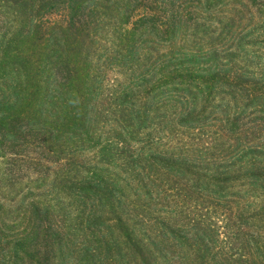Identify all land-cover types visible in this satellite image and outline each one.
<instances>
[{
	"label": "trees",
	"instance_id": "1",
	"mask_svg": "<svg viewBox=\"0 0 264 264\" xmlns=\"http://www.w3.org/2000/svg\"><path fill=\"white\" fill-rule=\"evenodd\" d=\"M24 1L0 3L19 14ZM60 1L67 23L37 25L33 38L41 40L31 59L23 56L32 85L25 108L0 101L11 111L0 113L1 148L4 138L14 145L29 132L54 137L62 171L77 166L81 208L114 223L129 264H169L157 257L169 251L184 264H264V0H224L213 20L195 23L161 19L166 10L156 8L135 18L138 8L102 0H44L34 12L42 16ZM101 31L115 42V65L130 66L117 88L90 66L89 42ZM74 129L80 132L70 136ZM63 134L80 147L63 148ZM75 155L86 162L75 164ZM241 193L252 200L241 204ZM162 196L184 206L157 226L151 214ZM214 205L225 218L221 228L198 214L201 207L217 212ZM193 211L195 231L174 222Z\"/></svg>",
	"mask_w": 264,
	"mask_h": 264
},
{
	"label": "rangeland",
	"instance_id": "2",
	"mask_svg": "<svg viewBox=\"0 0 264 264\" xmlns=\"http://www.w3.org/2000/svg\"><path fill=\"white\" fill-rule=\"evenodd\" d=\"M43 1L25 0L23 5L19 4L17 7L22 10L19 14L20 11H17L12 3L6 6L0 3V101H10L16 105L23 102V106L17 107L18 110L25 108L26 90L32 89V85L29 84L30 79L27 80L25 74L31 63L23 56H29L31 59L35 43L41 40L40 36L39 39L33 38V30L37 25L45 29L50 24L67 23L69 20L67 4L64 1H60L57 9L38 16L34 8H38ZM222 1L224 0H102L100 2L104 7L114 9L128 6H131L130 9L138 8L135 18L138 17L137 13L144 14L147 9L149 11L156 8L166 10L165 13L162 12L161 19L171 22L187 20L189 23H195L205 20V17L208 21L213 20V14L223 6ZM231 3L236 5L240 2L231 0ZM211 9H213L211 13L206 11ZM244 12H247V8ZM85 18L86 21L94 20L91 16ZM33 19L37 23H33ZM101 22L105 23L106 20ZM109 32L96 33L94 39L89 42L88 47L92 56L94 55L90 66L99 79H102L103 84L117 88L122 82L130 79L128 77L130 66L115 65L116 61L113 57L116 53L115 42ZM156 39L154 36L151 38L152 41ZM49 51L53 49L50 48ZM65 69L64 67V72ZM15 109L14 107L12 111ZM3 110L7 114L11 112L9 108L0 107V113ZM10 116L15 118L14 114ZM3 118L5 117L0 116V121ZM16 122H20L17 124L21 126L22 121H19V118L13 123ZM60 127L66 132L69 131L64 125ZM79 132L74 129L70 136ZM181 135L187 137L184 132ZM34 136V133L29 132L28 136L17 139L14 145L4 138V147L1 148L0 145V264H129L127 247L123 244L119 245L116 241L120 237L117 229L113 228L114 223L105 225L101 220L93 218L95 216H91L95 214L81 208L80 196L74 185L79 182L77 166L73 169V165H65L64 167L67 166L69 169L71 167V170L62 171V166L57 164L56 154L53 153L57 151L59 154L60 149L53 144L54 137L48 138L47 133L43 132ZM32 137L36 139L35 145L29 143ZM63 139L65 140L63 148H66V143L71 141V138L63 134ZM70 144L74 150L80 147L75 139ZM74 150H68L67 153L71 154ZM76 155L73 158L75 164L86 162L83 157ZM234 185L236 186L233 191L236 193L240 187L236 183ZM247 195L243 197L241 193L236 198L242 204L244 199L252 200L250 194ZM180 201V197L171 199L162 196L158 199L156 211L151 214V217L158 222H156L157 226L168 221V218L175 214L176 207L184 206L182 203L178 204ZM214 206L218 208L217 212L201 207L198 208V214L200 217L212 216V220H217L218 228H221L225 218L220 214L222 209L218 205ZM245 210L248 212L251 207L246 204ZM194 217L199 218L194 211L191 215L180 214L179 221L176 222L174 217V222L185 230L195 231ZM259 224L261 223L257 225ZM260 230L263 232L264 228ZM101 233L104 234V239ZM101 243L103 245L99 250L97 246ZM157 257L164 263L184 264L182 260L174 258L170 251L163 255L158 252Z\"/></svg>",
	"mask_w": 264,
	"mask_h": 264
}]
</instances>
